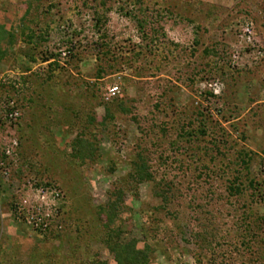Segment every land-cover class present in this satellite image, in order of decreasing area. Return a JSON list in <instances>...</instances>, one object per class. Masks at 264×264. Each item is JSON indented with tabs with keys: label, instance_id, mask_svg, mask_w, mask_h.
<instances>
[{
	"label": "rangeland",
	"instance_id": "1",
	"mask_svg": "<svg viewBox=\"0 0 264 264\" xmlns=\"http://www.w3.org/2000/svg\"><path fill=\"white\" fill-rule=\"evenodd\" d=\"M104 1L0 0V264H116L115 187L149 264H264V0Z\"/></svg>",
	"mask_w": 264,
	"mask_h": 264
},
{
	"label": "trees",
	"instance_id": "2",
	"mask_svg": "<svg viewBox=\"0 0 264 264\" xmlns=\"http://www.w3.org/2000/svg\"><path fill=\"white\" fill-rule=\"evenodd\" d=\"M138 2H140L141 0H137ZM40 2L41 0H25L24 5H22L23 10H25V14H23V19L26 18V15L29 13L31 14V10H35L38 11L40 8ZM106 2L104 0H100V7L102 9V13L101 15H99L97 13L96 15V24L95 26L97 28H100V26L104 23H106L107 18L105 17L106 14ZM46 9L44 8L43 10H41L40 12L42 13V15L44 13H46ZM34 12V11H33ZM41 15V16H42ZM37 16V13L35 15V17ZM33 19V18H32ZM37 20V17H36ZM141 23V22H139ZM144 23V22H143ZM4 29L3 26H0ZM23 32H25V30L29 31L28 32V39L29 40H33L35 35H37V40L35 41L36 44L39 43L40 41H43V35L40 34H36L33 31L32 27H29L27 25H23ZM5 30L3 32H0V44L1 42L7 38V35L10 34V31H8V34L4 33ZM155 33H157V30L154 31ZM35 34V35H34ZM13 35V34H12ZM2 49L0 46V53H1ZM206 53L208 54V52L210 53L211 51L214 52V50H209L206 49L205 50ZM27 89V88H26ZM25 89V90H26ZM212 93V92H210ZM213 94V93H212ZM204 131V130H203ZM79 144V143H78ZM96 148H94V146L91 143H87L84 144L82 146V148L79 150V153L77 154V156L79 157H88L93 151H95ZM128 177L132 180H136V181H152L154 182V176L152 175V172L150 171V166H148V164H146L145 162V157L144 154L139 153L137 155V159L134 160L133 164H132V170L129 172ZM231 188V192H240L241 191V187L239 186H230ZM157 188V194L160 195L163 199L166 198V193L167 190H161V186L156 185ZM124 190L122 188L119 187H115L113 192H111V197L112 199L109 201V204L105 205V206H100L99 207V211L98 213L105 217V227L107 232V238L105 240V244L108 247L109 251L112 253L116 264H149L150 261V256H149V248L145 245L144 248H137L135 247L134 242H126L121 240V238L119 237V230L116 229V227L112 226L115 225L117 219H118V214L120 213V209L119 208L122 203H123V195H124ZM91 264H108L105 260H100V259H91L90 260Z\"/></svg>",
	"mask_w": 264,
	"mask_h": 264
},
{
	"label": "built area",
	"instance_id": "3",
	"mask_svg": "<svg viewBox=\"0 0 264 264\" xmlns=\"http://www.w3.org/2000/svg\"><path fill=\"white\" fill-rule=\"evenodd\" d=\"M118 86H112L111 88H108V92L105 93V98L110 99L112 96H114L118 92ZM14 116L18 115L17 110L13 112ZM11 115V114H10Z\"/></svg>",
	"mask_w": 264,
	"mask_h": 264
}]
</instances>
